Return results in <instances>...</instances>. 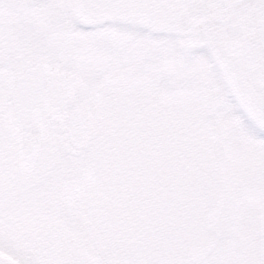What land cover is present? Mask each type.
I'll return each instance as SVG.
<instances>
[{"label":"rangeland","instance_id":"obj_1","mask_svg":"<svg viewBox=\"0 0 264 264\" xmlns=\"http://www.w3.org/2000/svg\"><path fill=\"white\" fill-rule=\"evenodd\" d=\"M55 1L67 2L45 0L37 8L30 0L10 8L17 0L0 3V107L26 59L57 63L54 16L48 14ZM61 13L60 23L80 42L74 48L84 54L69 69L78 78L74 105L87 137L80 147L63 149L66 126L57 121L55 147L26 154L18 132L5 134L0 124V168L13 178L10 195L0 190V264H264L257 53L244 47L230 57L206 34L149 33L124 20L111 22L113 31H91ZM131 129L156 136L159 145L188 140L187 151L209 161L208 181L201 184L207 190L205 235L190 252L155 255L161 250L153 247L152 230L131 221L142 218V209L133 196L119 193L112 173L118 167L115 136ZM132 235L135 245L122 246Z\"/></svg>","mask_w":264,"mask_h":264},{"label":"flooded vegetation","instance_id":"obj_2","mask_svg":"<svg viewBox=\"0 0 264 264\" xmlns=\"http://www.w3.org/2000/svg\"><path fill=\"white\" fill-rule=\"evenodd\" d=\"M26 1L27 0H17L15 5L9 4L7 6L8 8L25 6ZM30 1L31 5L37 8L40 3L45 0ZM2 2L3 0H0V3ZM55 5L57 8L55 6L54 11L52 7L54 3H51V14L48 13L49 16H54L50 24L55 29V45L59 47V50L55 52V62H57L55 66L58 70L63 71L66 76L73 79L75 83V94L71 104L59 109L52 118H48L40 130L23 129L17 125L13 117L11 99L12 85L11 82L9 83V89L4 99L5 103L0 107V112L2 113H0V124L5 123L3 130L5 134L8 133L11 136L12 129L18 132L26 154L28 152L35 154L37 151L55 147V123L57 121H61L66 126L64 133L60 135L61 147L69 151L77 147L68 133L66 116L70 113L71 109L76 108L74 100L79 82L76 74H73V70L71 71L69 67L78 64L75 58L77 57V59L80 60V53L82 55L84 54L82 50L78 52V50L74 48L75 46H80V42H78L74 36L66 32L64 29L65 26L60 23L61 17H59V15L62 14L61 12H65L67 17L75 20V23L77 22L76 26L82 29L96 30L95 28L102 26L106 29V32L113 31L116 28H113V24L110 23L115 20H124L131 26L140 27L149 33L174 30L176 32L179 31L185 36L206 34L219 48L227 50L230 57L234 56L238 58L239 55L237 52L240 49H244V47L245 49H252V51H250L256 52L258 55L259 69L257 77H262L264 75V66L260 57L259 47L256 40L252 37L254 34V22L252 21L257 4L251 0H67L64 4L55 1ZM241 16H243L244 21L248 22V27L242 26L244 21H238V18ZM102 37H104V35ZM87 42L90 45L93 44L90 40H87ZM202 42L203 41H200V43ZM112 44L114 45L113 42ZM65 47L71 48V52L68 54L71 57L69 56L70 60L68 61H65V57L68 55L63 53ZM36 61L50 62L48 59H38L32 62L26 59L24 67ZM63 61L66 64L69 63L67 68L61 65ZM24 67L21 70H23ZM223 67L225 70L227 69L225 65ZM19 71H16V73ZM3 148L6 150L4 146ZM1 151L4 152L3 150ZM1 151L0 154L2 153ZM20 165H26V161L19 163V166ZM15 169H17V167ZM18 170L19 169H17V171ZM17 171H15V174H17ZM12 179L13 178L9 176L6 170L0 168V190L2 189L4 194H11L8 188ZM26 181L24 184H26ZM1 257L6 258L5 253L2 252ZM12 262L14 264L19 263L15 259Z\"/></svg>","mask_w":264,"mask_h":264},{"label":"trees","instance_id":"obj_3","mask_svg":"<svg viewBox=\"0 0 264 264\" xmlns=\"http://www.w3.org/2000/svg\"><path fill=\"white\" fill-rule=\"evenodd\" d=\"M136 122L129 120V126L136 127ZM139 131L131 129L115 136L118 167L112 173L116 188L121 194L133 196L141 207L142 218L131 221L152 230L153 247L161 250L152 253L174 256L177 251L181 254L184 249L192 250L199 246L198 238L205 235L203 198L207 190L201 184L208 181L210 164L205 166L204 162L209 161L205 158L201 162L189 153L187 149L192 145L188 140L159 145L156 136ZM184 235L188 236V244ZM125 240L122 246L135 245L134 235Z\"/></svg>","mask_w":264,"mask_h":264},{"label":"water","instance_id":"obj_4","mask_svg":"<svg viewBox=\"0 0 264 264\" xmlns=\"http://www.w3.org/2000/svg\"><path fill=\"white\" fill-rule=\"evenodd\" d=\"M257 1L261 12L254 17V38L261 45L264 64V5H261L263 0ZM256 86L264 113V76L257 79ZM73 93L74 82L71 78L47 62H35L14 78L11 98L15 120L23 128L40 129L47 118H52L59 109L70 104ZM82 128L78 111H70L68 131L77 147L82 145Z\"/></svg>","mask_w":264,"mask_h":264},{"label":"bare ground","instance_id":"obj_5","mask_svg":"<svg viewBox=\"0 0 264 264\" xmlns=\"http://www.w3.org/2000/svg\"><path fill=\"white\" fill-rule=\"evenodd\" d=\"M252 2H254L256 5V11H255V15L258 16V14L261 12V7L259 6L260 3L257 0H251ZM261 5H264V0L263 3ZM254 34H255V27H254ZM254 34L252 35V37L254 38ZM255 39V38H254ZM256 40V39H255ZM261 41V40H260ZM262 43V42H261ZM258 47H259V51L261 52V45H259L258 43Z\"/></svg>","mask_w":264,"mask_h":264}]
</instances>
